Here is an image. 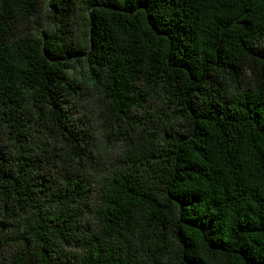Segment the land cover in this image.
Masks as SVG:
<instances>
[{"label":"trees","instance_id":"16d2710c","mask_svg":"<svg viewBox=\"0 0 264 264\" xmlns=\"http://www.w3.org/2000/svg\"><path fill=\"white\" fill-rule=\"evenodd\" d=\"M0 264H264V0H0Z\"/></svg>","mask_w":264,"mask_h":264},{"label":"rangeland","instance_id":"374dc122","mask_svg":"<svg viewBox=\"0 0 264 264\" xmlns=\"http://www.w3.org/2000/svg\"><path fill=\"white\" fill-rule=\"evenodd\" d=\"M43 17V16H42ZM48 20L44 19L43 21V27L47 25ZM82 65L80 64H76L74 65L71 69H69V74L72 77H76L78 79H84L85 75L82 72ZM75 118L78 120L79 116H82L83 118L87 119L86 122H88L89 118L92 117L90 111L87 109V106L84 104H80V111L75 113ZM85 116V117H84ZM91 123H93L92 120H90ZM97 128H99V126H97L96 124H93V127H90V130L93 132L94 135H96V139L97 141H102V143H105V137L100 135V133H97ZM95 155L96 153L93 152ZM105 159L101 158V155H99V161L103 162Z\"/></svg>","mask_w":264,"mask_h":264}]
</instances>
